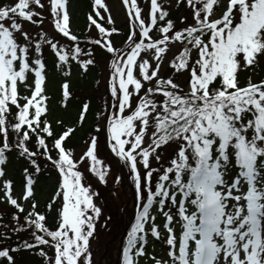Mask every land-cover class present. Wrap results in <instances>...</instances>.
<instances>
[{"label": "snow or ice", "instance_id": "6c2138e0", "mask_svg": "<svg viewBox=\"0 0 264 264\" xmlns=\"http://www.w3.org/2000/svg\"><path fill=\"white\" fill-rule=\"evenodd\" d=\"M75 3H0V204L14 210L11 225L0 213V264H94L101 208L84 172L107 184L113 161L134 189L121 264H264V0H175L179 25L172 0H121L126 30L108 0H89L88 35ZM97 50L107 77L92 113L73 75L100 67Z\"/></svg>", "mask_w": 264, "mask_h": 264}, {"label": "rangeland", "instance_id": "374dc122", "mask_svg": "<svg viewBox=\"0 0 264 264\" xmlns=\"http://www.w3.org/2000/svg\"><path fill=\"white\" fill-rule=\"evenodd\" d=\"M9 3L13 2V0H8ZM108 3L112 9V14L116 21V26L118 28H122L126 30V16L124 9L121 4V0H108ZM146 3V0H145ZM172 4H175V0H172ZM145 11L147 8L145 7ZM186 14V13H185ZM184 14V15H185ZM87 20L85 13L79 12V10L75 6L73 8V29L74 31L79 32L80 26L86 27ZM32 31L33 35L39 30L38 28L26 25ZM44 30L48 32H52V25L45 21L43 25ZM54 34V33H53ZM91 35L95 36L96 33L93 31ZM116 44L119 46L124 37L123 36H114ZM97 59L99 61L100 67L96 68L98 73V79L101 80V85L99 89H82L77 90V94L80 98L83 99L84 95H93L95 90L99 97L104 96V84L103 81L107 77V71L105 68V63L107 57L103 54L99 53L97 50ZM51 66V63H49ZM81 79L79 76L75 74L73 75V86L75 83ZM73 110V109H72ZM57 115H62V113L57 111ZM90 122V120H89ZM88 126V125H86ZM101 143L103 145V137H101ZM85 147L84 144L76 148L77 155L80 154L82 149ZM102 156L107 157V150H102ZM15 163H13V169L16 175V178L19 179L18 169L15 167ZM122 170L115 164L113 161V170L112 174L108 177V179L112 183H107L103 185V189L97 186L98 178L95 176L92 177L90 172L85 171L84 175L86 177V183L91 185L92 191L97 193L94 196V200L97 205L101 208V215L96 221V230L94 232L93 238L90 240L91 251L93 255L94 264H121V253H122V245L126 239L127 235V226H130V222L134 217V208H133V192L134 189L131 186L130 180L127 176H124L121 183L117 184L114 182V176L121 175ZM90 175V176H89ZM53 179L51 178L45 185L40 186L37 190V199L40 201V204H44L47 198L51 195V185ZM116 190L114 191V189ZM112 202L113 206H109ZM10 207L7 205H1L0 211H5ZM13 210L12 208H10ZM144 259V258H142ZM141 264H148L147 261L141 262Z\"/></svg>", "mask_w": 264, "mask_h": 264}, {"label": "trees", "instance_id": "16d2710c", "mask_svg": "<svg viewBox=\"0 0 264 264\" xmlns=\"http://www.w3.org/2000/svg\"><path fill=\"white\" fill-rule=\"evenodd\" d=\"M0 3H9V2H8V0H0ZM76 7L79 10V12L86 14V12L89 10V0H76ZM184 14H185V11H184L183 7L177 9L175 7V4H173L172 12H171V18L173 20H175L178 25H179V18L182 15H184ZM79 32H82L85 35H88L85 26H80L79 27ZM49 63H51V57H49ZM258 72L260 73V76H264V69H258ZM256 78H259V77H256ZM95 79H98L97 69H94L93 72L88 77L79 79L75 83L74 88L76 90H79L80 88L86 89V90H88V89H93L94 90V89H96V86H95V83H94ZM242 79H243V77H242ZM84 98H90L91 99V112L92 113H95L96 110L101 106V103H102L101 102V98L97 94L96 90H95V93L93 95H89L88 96L86 94V95H84L83 99ZM72 116H73V119H74V117H75V107L72 110ZM89 120H90L89 125H91L93 123V118H92L91 114L89 115ZM89 125L85 126L84 131H81V132L77 133L76 138L73 141V145L75 146V148H77V147H79V146H81L83 144V140L86 139V133L88 131ZM14 163L16 165L15 167L18 169V172H20V165L18 163H16V162H14ZM91 176L94 177V175H92V174H91ZM52 179H53V182H52V185H51V188H52L51 192H52L53 188L55 187V180H56V174L55 173H52ZM49 180L50 179L47 176L41 177V186L43 187V185H45ZM107 183H112V182L108 179ZM103 185L104 184L100 183L99 180L97 181V186L99 188L103 189ZM115 190H116V188L114 189V191ZM44 204H42L41 207H43ZM1 205H3V204H0V206ZM109 206H113L112 202L109 204ZM12 211H14V210H11L10 208L6 209L5 211H0V213L4 214V222L8 223L9 225L14 223L13 221H11V217H10V214H11ZM129 227L130 226H127L126 229L128 230ZM0 231H3V228H0ZM19 235H20L21 239H27L28 238V233L27 232H22ZM15 240H16V234H13L12 241H10V243L14 242ZM153 245L155 246V253H156L157 256L166 255L165 246L159 241H151V240H150V243H149V246H148L149 254L152 253ZM145 261H147V260L146 259H142L141 260V262H145ZM147 263L150 264V262H148V261H147ZM23 264H39V258L38 257L28 256L27 254H24V256H23Z\"/></svg>", "mask_w": 264, "mask_h": 264}]
</instances>
